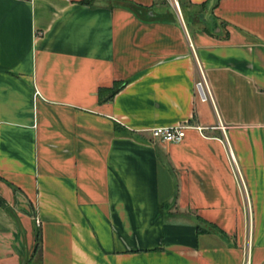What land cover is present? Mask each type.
<instances>
[{"label":"crops","instance_id":"obj_1","mask_svg":"<svg viewBox=\"0 0 264 264\" xmlns=\"http://www.w3.org/2000/svg\"><path fill=\"white\" fill-rule=\"evenodd\" d=\"M180 1L0 0V264H264V0Z\"/></svg>","mask_w":264,"mask_h":264},{"label":"built area","instance_id":"obj_2","mask_svg":"<svg viewBox=\"0 0 264 264\" xmlns=\"http://www.w3.org/2000/svg\"><path fill=\"white\" fill-rule=\"evenodd\" d=\"M169 3L176 8L177 12L180 14L181 9L179 7L178 0H168ZM201 86V82L197 83V87ZM185 129L186 125L180 124V125H174V126H154L150 130V136L153 137V139L158 140L160 142H180L185 137ZM39 222L36 221V225H38Z\"/></svg>","mask_w":264,"mask_h":264},{"label":"trees","instance_id":"obj_3","mask_svg":"<svg viewBox=\"0 0 264 264\" xmlns=\"http://www.w3.org/2000/svg\"><path fill=\"white\" fill-rule=\"evenodd\" d=\"M179 5L183 9L180 0H179ZM0 206L3 207L4 209H6L7 212L11 213L10 209L5 206V202L1 198H0ZM34 241H35V245H34L32 251L30 253V256L27 257V259H26V264H34V263H32L31 260L33 258H35L36 254L39 255L37 264H41V255H40L41 252H40V250H41L42 240H41V230H40V228L38 226L35 229Z\"/></svg>","mask_w":264,"mask_h":264},{"label":"rangeland","instance_id":"obj_4","mask_svg":"<svg viewBox=\"0 0 264 264\" xmlns=\"http://www.w3.org/2000/svg\"><path fill=\"white\" fill-rule=\"evenodd\" d=\"M168 1V0H167ZM179 1V0H178ZM169 2V1H168ZM171 5V4H170ZM171 7H173L172 5H171ZM179 7H180V5H179ZM174 8V7H173ZM175 10H176V8H174ZM38 258H39V255H37L36 254V256H35V258H33L31 261H32V263H34V264H37V262H38ZM26 260V259H25Z\"/></svg>","mask_w":264,"mask_h":264},{"label":"water","instance_id":"obj_5","mask_svg":"<svg viewBox=\"0 0 264 264\" xmlns=\"http://www.w3.org/2000/svg\"><path fill=\"white\" fill-rule=\"evenodd\" d=\"M20 264H26V260L25 259H22V261H21Z\"/></svg>","mask_w":264,"mask_h":264}]
</instances>
